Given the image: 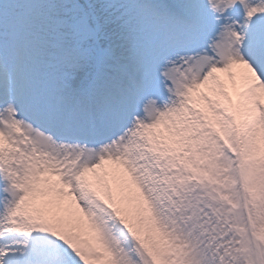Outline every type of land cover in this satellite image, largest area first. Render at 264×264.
Instances as JSON below:
<instances>
[{"label":"snow or ice","instance_id":"snow-or-ice-1","mask_svg":"<svg viewBox=\"0 0 264 264\" xmlns=\"http://www.w3.org/2000/svg\"><path fill=\"white\" fill-rule=\"evenodd\" d=\"M0 264H264V0H0Z\"/></svg>","mask_w":264,"mask_h":264}]
</instances>
